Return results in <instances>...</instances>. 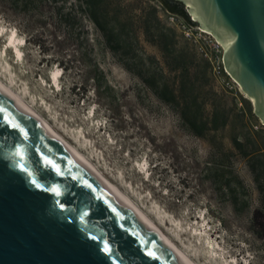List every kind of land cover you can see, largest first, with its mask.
Masks as SVG:
<instances>
[{"label": "rangeland", "instance_id": "rangeland-1", "mask_svg": "<svg viewBox=\"0 0 264 264\" xmlns=\"http://www.w3.org/2000/svg\"><path fill=\"white\" fill-rule=\"evenodd\" d=\"M94 6L110 41L85 0H0V57L12 71L0 79L171 237L196 227L212 236L210 264H264V128L254 129L251 101L215 82L158 0ZM14 35L15 55L7 47ZM148 79L168 82L175 99L157 97ZM214 102L227 115L215 128ZM183 111L205 124L202 135ZM180 247L208 262L198 261L201 249Z\"/></svg>", "mask_w": 264, "mask_h": 264}, {"label": "water", "instance_id": "water-1", "mask_svg": "<svg viewBox=\"0 0 264 264\" xmlns=\"http://www.w3.org/2000/svg\"><path fill=\"white\" fill-rule=\"evenodd\" d=\"M171 1L180 2L222 43L226 70L264 124V0ZM0 105L28 132V139H23L0 114V264H186L85 162L1 87ZM18 143L23 145V158L15 155ZM44 157L59 167V174ZM40 177L45 188L55 184L61 195L30 183ZM104 240L111 247L108 254L100 251ZM148 250L155 257L148 256Z\"/></svg>", "mask_w": 264, "mask_h": 264}, {"label": "bare ground", "instance_id": "bare-ground-1", "mask_svg": "<svg viewBox=\"0 0 264 264\" xmlns=\"http://www.w3.org/2000/svg\"><path fill=\"white\" fill-rule=\"evenodd\" d=\"M194 16V15H193ZM11 37V36H10ZM10 43L13 44V48L15 49V51L17 52V54H19L20 49L18 48V46L15 44V41L17 42V39L15 40L13 37L12 39H10ZM22 42V41H21ZM227 43V41H225V44ZM4 53H7V49L4 50ZM8 55V54H7ZM6 65H9V63L6 62ZM2 69H6L5 66L2 63V59L0 57V72ZM9 76H12V71L11 70H7ZM55 71V70H54ZM57 74V73H54ZM2 75L6 78L9 79V82L12 83L13 82V78H8V75L4 74L2 72ZM2 77V76H1ZM8 81V80H7ZM230 81L231 82H236L231 76H230ZM8 84V83H7ZM15 86V85H14ZM0 87L7 93L9 94V96H11L20 106H22V108H24V110L26 112H28V114H30L33 118H35V120H37L39 123L43 124L46 126V128L52 133L54 134V136H56L63 144H65L78 158H80L83 162H85V164L88 165V167L101 179L103 180L120 198L121 200L127 204L132 210H134V212H136V214H138L140 216V218H142V220L149 225L150 227H152L155 232L157 233V235L162 238V240H164V242L186 263V264H197V262L194 261V259L187 254L184 249H182L180 247V245L182 244V246H185L186 248L191 247V252L192 250H198L201 249L203 255L197 256V259L199 262H202L203 260L207 259L206 261L208 262H203L204 264H210L213 262L214 258L212 257L211 253L208 250V247L205 246L203 244V241H201L200 234H194L192 231H194V227L190 228V231L188 229H185L184 227H180V232L174 234V238L171 237V233H167L166 230H164L162 227H160L159 225H157V223L153 220L150 219V217L144 212L142 211L143 209H141L139 206H137L128 196H126V194L123 193V191H121V189L115 185L110 179H108L103 172H101L93 163L92 161L85 157L81 151L75 147L74 143L76 142H72L71 139L70 141L67 139V137L65 135H63L60 130L55 129L54 127H52L50 125L49 122H47L34 108H32L30 106V104H27L28 101H25L22 99V94L21 96H19L17 94V91L14 92V88L13 90L7 86L5 83L2 82V80L0 79ZM25 91V90H24ZM23 92V91H22ZM26 92V91H25ZM29 97V96H28ZM27 99V97H26ZM31 102V101H30ZM38 104V103H37ZM64 131V130H63ZM87 133V132H86ZM75 137V136H73ZM84 137V136H83ZM86 137V136H85ZM91 138V137H90ZM86 139V138H85ZM74 140V139H73ZM90 142V141H89ZM77 143L80 144V141L78 140ZM88 144V143H87ZM81 145V144H80ZM82 147V145H81ZM173 220V219H172ZM170 221V220H169ZM169 221L167 220H161L160 223H162L163 226H167L169 224ZM175 221V219L173 220ZM171 222V221H170ZM182 224V223H181ZM178 225V224H177ZM178 228V227H177ZM197 231V229L195 230ZM197 233V232H195ZM203 233V232H202ZM212 245V244H211ZM213 249V248H212ZM195 251V252H196ZM213 253H216L215 250ZM195 256V254H194ZM215 257V256H214ZM223 257V256H222ZM217 258H215L214 261H216ZM226 262V260H225ZM229 262V261H228ZM214 263V262H213ZM225 264V263H224Z\"/></svg>", "mask_w": 264, "mask_h": 264}, {"label": "built area", "instance_id": "built-area-1", "mask_svg": "<svg viewBox=\"0 0 264 264\" xmlns=\"http://www.w3.org/2000/svg\"><path fill=\"white\" fill-rule=\"evenodd\" d=\"M164 13L166 18L177 27L182 37L207 61L210 74L215 82L226 91H240L238 84L230 81V74L224 66L222 43L210 31L201 27L192 14L188 13L185 17L167 10H164ZM262 128L264 124L258 120L254 129Z\"/></svg>", "mask_w": 264, "mask_h": 264}, {"label": "trees", "instance_id": "trees-1", "mask_svg": "<svg viewBox=\"0 0 264 264\" xmlns=\"http://www.w3.org/2000/svg\"><path fill=\"white\" fill-rule=\"evenodd\" d=\"M158 1L160 2V6L163 10H167L169 12L176 13V14H179V15H182L185 17L188 16L187 10L184 8V6H182V4L180 2L175 1L172 4L168 0H158ZM94 4H95V0H85V6L87 7L86 8L87 9V15L91 18V20L94 22V24L97 27H99V29L102 32V35L105 36V38L108 41H110V37H112V35L99 22V18L97 16V12H96V8H95ZM159 37L161 38V40H165L166 34L164 32H161ZM58 63L60 64V62H58ZM63 68H65V66H63ZM146 82L148 83L149 87L153 90L155 95L157 97H159L160 99L167 100V101H173L175 99V96L171 92L168 91V93H167L168 82H166L165 80L157 81L156 79H148V80H146ZM196 98H194V99H196ZM212 105H213L212 106L213 108H212V112H211V123H212L211 126L213 128H215L218 126V121L221 122L220 124H225L227 122V115H226L225 109L220 108V106H218V104H216V102H214ZM187 114H188L187 111L186 112H184V111L180 112V116L183 119L187 128L194 131L196 135H199V136L202 135V127L205 126V124L202 122V123H200L199 126H195V123H194L195 120L189 119L187 117ZM196 115H197V113H190L189 117L190 118L192 117L193 119H195Z\"/></svg>", "mask_w": 264, "mask_h": 264}, {"label": "snow or ice", "instance_id": "snow-or-ice-1", "mask_svg": "<svg viewBox=\"0 0 264 264\" xmlns=\"http://www.w3.org/2000/svg\"><path fill=\"white\" fill-rule=\"evenodd\" d=\"M0 114H3L2 119L4 121V124L7 127L17 130V132L19 133V135L23 139H25V140L28 139V132L26 131V129L2 105H0ZM22 148H23V145L19 144V143L15 147V155L19 156L21 158H23V156H24ZM44 160L47 164L51 165L52 168H54L57 171V173L59 174V167L52 160L48 159L47 157H44ZM20 168L22 171L26 172L29 177L32 176V173L27 168H25L23 165H20ZM42 179H43V177H40L38 179H31L30 183L32 185H34L37 189H44L49 193L55 194L56 196L61 195L60 188L57 185L53 184V185L45 188V185L40 182V180H42ZM84 183L87 185V182H84ZM87 187L91 188V185H87ZM58 205H59V208L62 210L65 209V207H66V205L64 203H61V202H58ZM84 215H87V213H84ZM81 218H83V217H81ZM89 238L94 240V241L99 239L96 236H90ZM100 251L105 253V254H108L111 252V247H110L107 240L103 241V245L100 248ZM146 254L148 256L155 257V253L152 252L151 250H148Z\"/></svg>", "mask_w": 264, "mask_h": 264}, {"label": "flooded vegetation", "instance_id": "flooded-vegetation-1", "mask_svg": "<svg viewBox=\"0 0 264 264\" xmlns=\"http://www.w3.org/2000/svg\"><path fill=\"white\" fill-rule=\"evenodd\" d=\"M168 1H169L170 3H172V4L175 2V1H171V0H168Z\"/></svg>", "mask_w": 264, "mask_h": 264}]
</instances>
